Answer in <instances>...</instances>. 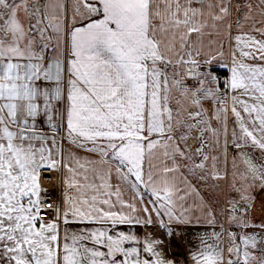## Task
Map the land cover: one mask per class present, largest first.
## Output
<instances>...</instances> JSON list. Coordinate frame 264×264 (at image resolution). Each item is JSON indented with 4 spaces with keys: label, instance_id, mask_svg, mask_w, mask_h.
Masks as SVG:
<instances>
[{
    "label": "snow or ice",
    "instance_id": "1",
    "mask_svg": "<svg viewBox=\"0 0 264 264\" xmlns=\"http://www.w3.org/2000/svg\"><path fill=\"white\" fill-rule=\"evenodd\" d=\"M257 186L264 0H0V264H176L149 229L193 221L188 264H264Z\"/></svg>",
    "mask_w": 264,
    "mask_h": 264
},
{
    "label": "crops",
    "instance_id": "2",
    "mask_svg": "<svg viewBox=\"0 0 264 264\" xmlns=\"http://www.w3.org/2000/svg\"><path fill=\"white\" fill-rule=\"evenodd\" d=\"M30 3L32 1H29ZM233 5L237 3H244L241 0H232ZM255 2V0H253ZM69 3H71V0H69ZM233 18L235 19V8H234V15ZM213 69L222 70L223 72H227L228 70L226 68H222L219 66L214 67ZM205 107L211 108L210 104L205 105ZM215 125V122H213ZM231 127V126H230ZM196 141H194L195 147H199L201 143L200 137L197 135ZM235 155V152L227 154V162H225L223 153H220V163L219 167L221 170L227 169L229 172L231 171V160L232 156ZM254 155L257 157V162H260V153L256 151ZM60 176V183L62 188V180H63V174L59 172ZM192 182L196 184V186L199 188L201 195L204 196L206 202L210 207H212L217 213L220 212V210L225 206L224 201L225 199H230L235 196V193H231L228 189L227 185L224 182H219L218 184V190L216 188H213L211 183L209 184H201L197 180L193 178ZM63 191V188H62ZM62 194V193H61ZM253 201H252V207L249 210L248 218L251 223L259 225L261 223H264V191H262L258 186L255 190L252 192ZM196 215H199V213H196ZM172 234H168L166 231L159 230L158 228H152L149 229L153 232L155 237L162 241L160 247L164 252V255L172 259L176 262V264H188V254L189 251L198 243L197 234L200 232H203L207 229L206 225H197L195 221H193L192 224H173L172 225ZM236 230V229H231ZM136 231L139 234H143L145 231L142 228H137ZM247 231L253 232L258 231V229H248ZM172 249H178L180 250V254H176L173 252Z\"/></svg>",
    "mask_w": 264,
    "mask_h": 264
},
{
    "label": "built area",
    "instance_id": "3",
    "mask_svg": "<svg viewBox=\"0 0 264 264\" xmlns=\"http://www.w3.org/2000/svg\"><path fill=\"white\" fill-rule=\"evenodd\" d=\"M213 71L219 75L221 82L224 80L225 76L228 75L227 72L222 70L213 69ZM221 90H223V84L221 83ZM224 97H222L223 99ZM234 151L229 150V153ZM42 186L47 190L46 199L48 200H57L61 197L62 188L60 183L59 171L49 172L43 176ZM176 254H180V250L172 249Z\"/></svg>",
    "mask_w": 264,
    "mask_h": 264
},
{
    "label": "rangeland",
    "instance_id": "4",
    "mask_svg": "<svg viewBox=\"0 0 264 264\" xmlns=\"http://www.w3.org/2000/svg\"><path fill=\"white\" fill-rule=\"evenodd\" d=\"M29 1H32V0H29ZM242 2H244L245 0H241ZM194 141H196V140H194Z\"/></svg>",
    "mask_w": 264,
    "mask_h": 264
}]
</instances>
